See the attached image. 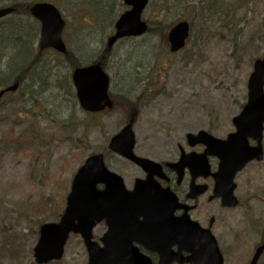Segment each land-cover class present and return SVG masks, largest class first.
I'll list each match as a JSON object with an SVG mask.
<instances>
[{
    "label": "rangeland",
    "instance_id": "1",
    "mask_svg": "<svg viewBox=\"0 0 264 264\" xmlns=\"http://www.w3.org/2000/svg\"><path fill=\"white\" fill-rule=\"evenodd\" d=\"M34 1L0 0V6ZM40 1L60 10L63 40L81 64L104 49L115 20L129 8L122 0ZM232 1L149 0L141 19L152 29L117 41L105 63L109 94L126 97L131 112L114 105L84 111L70 65L54 50L41 53L24 84L0 101V264H39L33 257L39 226L59 221L72 176L87 155L103 153L106 166L128 188L141 176L135 165L106 149L131 113L134 152L155 160L175 158L187 132L204 129L225 138L234 131L231 119L246 102L253 62L264 55V0L234 7ZM179 20L189 22L190 34L171 53L166 35ZM162 23L170 24L165 35L155 31ZM7 42L0 39L2 56L11 50ZM4 70L0 66V74ZM235 182L238 205L209 214L216 217L213 233L224 264H246L262 240L264 158ZM104 231L100 222L93 238L98 241ZM87 256L81 237L70 234L62 257L44 264H86ZM257 264H264V252Z\"/></svg>",
    "mask_w": 264,
    "mask_h": 264
},
{
    "label": "water",
    "instance_id": "2",
    "mask_svg": "<svg viewBox=\"0 0 264 264\" xmlns=\"http://www.w3.org/2000/svg\"><path fill=\"white\" fill-rule=\"evenodd\" d=\"M148 1L123 0L130 8L115 21L114 32L106 41L108 49L121 38L137 37L146 31L147 24L141 19V13ZM12 10V7L0 8V18ZM30 13L40 21L39 50L50 47L65 53L61 39L65 22L56 7L47 2H37L30 7ZM188 35L187 21L174 24L167 33L169 51L176 52L184 47ZM71 79L82 109L98 112L112 107L108 95L109 77L101 64L76 67ZM17 85L15 82L0 89V98L5 92L14 91ZM232 121L235 131L225 139L216 138L204 130L196 134L187 133L188 138L204 142L209 152L219 157V177L214 195L221 199L222 206L227 207L237 203L232 194L234 174L247 161L263 157L264 56L254 61L247 80L246 103ZM132 126L131 118L111 137L108 148L141 166L147 176L137 178L133 188L127 190L122 177L104 165L101 153L87 157L73 175L60 220L44 223L39 228V237L33 249L37 263L61 258L64 244L70 232H73L79 233L83 239L88 252L87 264H152L133 242L157 252V264H223L210 228L201 227L186 212L179 217L173 215L174 210L183 205L178 203L171 191L152 183V175L161 166L133 153L135 138ZM249 138L255 140L256 144L249 145ZM183 160L182 155L173 166ZM98 184H103V187L98 189ZM201 192L191 184L188 197L194 198ZM170 198L172 202H169ZM164 199L168 201L166 205ZM101 220H105L107 225L106 232L100 238L102 246L92 240L91 232ZM263 250L264 241L255 248L248 264H256Z\"/></svg>",
    "mask_w": 264,
    "mask_h": 264
},
{
    "label": "flooded vegetation",
    "instance_id": "3",
    "mask_svg": "<svg viewBox=\"0 0 264 264\" xmlns=\"http://www.w3.org/2000/svg\"><path fill=\"white\" fill-rule=\"evenodd\" d=\"M186 134L182 144L177 145V156L175 158H170L167 160H155L150 158L159 163L161 166L158 172L152 175V183L163 189H168L171 191L176 196L178 203L183 205L182 207H178L174 210L173 215L175 217H179L186 212L191 220L196 221L202 227H210L211 232L213 233V224L216 220V217L214 215H209L210 211L217 212L218 210L233 209L238 205L239 199L234 193L236 189L235 179L237 178L238 174L244 171L250 164L259 162L264 158V137H262V159H252L247 161L244 166L237 170V172L234 174L232 179V182L234 183L232 194L235 197L237 203L235 206L227 207L222 206L221 199L214 195V188L219 177V157L215 153H210L207 145L204 142L197 141L194 138H188ZM248 142L249 145L256 144V142L252 139H248ZM182 155L184 157L182 163L173 166V164L178 162ZM193 159L196 160L194 161ZM127 162L135 165L141 172L140 177H135L133 179L132 186L130 188L125 185L128 189H131L135 180L137 178L144 179L147 176V172L134 162L130 160H127ZM191 184L195 185L196 190H202V192L194 198L188 197ZM169 202H172L171 198ZM163 203L166 205L168 201L164 199ZM193 213H196V216H194ZM206 223L207 225H205ZM262 236L263 241L264 232ZM133 244L138 248L140 253L149 257L152 264L157 262V252L150 251L137 242H133Z\"/></svg>",
    "mask_w": 264,
    "mask_h": 264
},
{
    "label": "trees",
    "instance_id": "4",
    "mask_svg": "<svg viewBox=\"0 0 264 264\" xmlns=\"http://www.w3.org/2000/svg\"><path fill=\"white\" fill-rule=\"evenodd\" d=\"M245 2L246 0H233L231 5L234 7ZM211 4L213 5V2ZM12 5L14 12L0 21V39H6L9 42H7V47L11 49L7 56L0 55V66L5 65V70L0 74V87L19 81L20 88L32 67L39 61L40 53L34 48L37 26L35 21L30 19L29 3L13 2ZM168 25L170 24L162 23L155 31L165 35V28ZM151 29L152 27H147V31ZM109 52L107 49L103 50L96 60L107 59ZM63 59L71 67L79 65L78 58L70 51L63 56ZM110 96L114 100L115 108L124 110L126 113L132 111V103L126 97L121 94H111Z\"/></svg>",
    "mask_w": 264,
    "mask_h": 264
},
{
    "label": "bare ground",
    "instance_id": "5",
    "mask_svg": "<svg viewBox=\"0 0 264 264\" xmlns=\"http://www.w3.org/2000/svg\"><path fill=\"white\" fill-rule=\"evenodd\" d=\"M6 40V39H5Z\"/></svg>",
    "mask_w": 264,
    "mask_h": 264
}]
</instances>
